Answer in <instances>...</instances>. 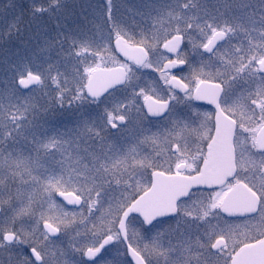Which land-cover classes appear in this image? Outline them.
I'll list each match as a JSON object with an SVG mask.
<instances>
[{
  "label": "snow or ice",
  "instance_id": "obj_1",
  "mask_svg": "<svg viewBox=\"0 0 264 264\" xmlns=\"http://www.w3.org/2000/svg\"><path fill=\"white\" fill-rule=\"evenodd\" d=\"M0 264H264V0H0Z\"/></svg>",
  "mask_w": 264,
  "mask_h": 264
}]
</instances>
